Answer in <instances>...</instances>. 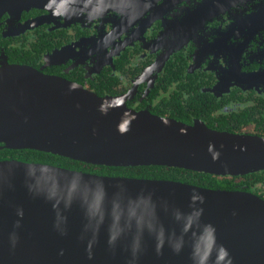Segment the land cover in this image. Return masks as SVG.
Wrapping results in <instances>:
<instances>
[{
    "label": "water",
    "instance_id": "obj_1",
    "mask_svg": "<svg viewBox=\"0 0 264 264\" xmlns=\"http://www.w3.org/2000/svg\"><path fill=\"white\" fill-rule=\"evenodd\" d=\"M4 149L218 176L264 168V138L136 111L19 64L0 67ZM0 264H264V198L0 157Z\"/></svg>",
    "mask_w": 264,
    "mask_h": 264
},
{
    "label": "flooded vegetation",
    "instance_id": "obj_2",
    "mask_svg": "<svg viewBox=\"0 0 264 264\" xmlns=\"http://www.w3.org/2000/svg\"><path fill=\"white\" fill-rule=\"evenodd\" d=\"M5 64L136 111L264 138V0H0ZM218 177L228 182L217 188L264 198V168Z\"/></svg>",
    "mask_w": 264,
    "mask_h": 264
},
{
    "label": "trees",
    "instance_id": "obj_3",
    "mask_svg": "<svg viewBox=\"0 0 264 264\" xmlns=\"http://www.w3.org/2000/svg\"><path fill=\"white\" fill-rule=\"evenodd\" d=\"M15 156L22 159L52 162L55 164H62L75 169L87 170L98 173L125 175V176H146L175 179L187 181L210 188L220 187V183L228 182L224 177H218L213 174L194 173L185 171L181 168L164 166H130V167H109L105 165L87 164L81 161L73 160L60 155L52 153L41 152L37 150H10L4 149L0 151V157Z\"/></svg>",
    "mask_w": 264,
    "mask_h": 264
}]
</instances>
